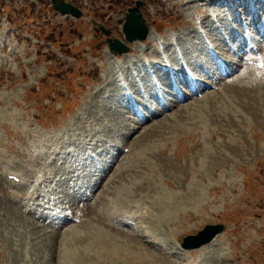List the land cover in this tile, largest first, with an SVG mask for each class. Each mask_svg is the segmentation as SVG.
<instances>
[{
	"label": "rangeland",
	"instance_id": "374dc122",
	"mask_svg": "<svg viewBox=\"0 0 264 264\" xmlns=\"http://www.w3.org/2000/svg\"><path fill=\"white\" fill-rule=\"evenodd\" d=\"M39 1L0 0V264H74L73 256L84 252L91 254L86 259L91 264H144L132 258L145 252L153 255L149 264H264V90L253 91L256 103L252 92L239 88L238 83L248 80L246 56L241 37L231 39L232 52L217 35L234 27L226 15L215 19L218 12L209 5L213 17L205 20L206 26L193 18L200 13L197 0H67L82 12L73 22L50 14L47 0ZM135 1L143 2L141 13L150 32H159L163 41L175 33L179 53L173 54L170 46L156 47L154 38L139 41L154 42L146 52H129L156 63L163 52L177 60V69L181 64L190 78L207 85L193 94V81H188L181 84L188 96L183 104L164 93L160 105L148 78L141 77L145 92L133 96L143 104L144 125L116 84L100 42L105 37L99 34L94 40L91 24L102 25L124 42L119 22ZM200 27L207 28L214 54L244 78L236 72L220 76L196 35ZM248 46L264 60V38L254 36ZM161 82L168 91L164 75ZM224 84L233 87L226 90ZM216 86L224 88L228 102L216 95ZM8 174L18 175L22 184L7 179ZM197 186L198 197L206 200L200 205L185 200L161 224L139 217L120 228L101 226L98 207H116V195L125 200L121 192L130 193L122 212L151 219L149 187L154 194L163 189L179 196L190 190L187 194H194ZM105 211L104 217L116 220L111 209ZM47 214L66 220L52 227ZM85 219L95 224L83 228ZM216 223L224 225V232L211 245L177 249L183 237ZM76 236L89 239H72L77 242H69L72 255L63 257L62 240ZM102 236L110 240L104 243Z\"/></svg>",
	"mask_w": 264,
	"mask_h": 264
},
{
	"label": "bare ground",
	"instance_id": "6f19581e",
	"mask_svg": "<svg viewBox=\"0 0 264 264\" xmlns=\"http://www.w3.org/2000/svg\"><path fill=\"white\" fill-rule=\"evenodd\" d=\"M208 1H211V7L214 9V11L216 12H218V14L214 17L215 19H217V18H219V16L220 17H222L223 15H226V13L227 14H229L230 13V10H231V8L228 6V8L226 7L227 5L224 3V1H226V0H207V2ZM205 2H206V0H204V2H203V4H202V6L200 7V11H201V13H205V15L203 16V19H202V22L200 23V24H203L204 22H205V20L206 19H210L211 20V16L208 14V5L207 4H205ZM206 2V3H207ZM234 3H238V5L240 6V7H243V9H247V6L245 5V3H244V1H241V0H234L233 1ZM180 4V3H179ZM258 4V6H260L261 7V10L262 11H264V2H259V3H257ZM182 5V4H181ZM210 7V8H211ZM213 11V12H214ZM225 11H228V12H225ZM194 13V12H193ZM207 14V15H206ZM230 17H232V15L230 16ZM197 21V20H196ZM219 22V21H218ZM224 22V21H223ZM197 23V22H196ZM195 23V24H196ZM199 23V22H198ZM227 23V22H226ZM199 24V25H200ZM205 24V23H204ZM209 24V23H208ZM220 24H222V22L220 21ZM237 26H235V31H232V30H230V29H228L229 30V32H230V36H231V38L232 39H236L238 36H236L235 35V33H243V32H245V31H247L248 29H244L243 27H242V25H240V24H238V22L237 23H235ZM206 25V24H205ZM213 24H212V22H211V25H209L208 27L210 28L211 27V29H212V26ZM223 25V24H222ZM221 25V26H222ZM207 26V25H206ZM225 26V25H224ZM223 27V26H222ZM206 28V27H205ZM204 28V29H205ZM250 28V27H249ZM207 29V28H206ZM227 29V28H226ZM227 30V31H228ZM249 30H251V28L249 29ZM255 30V29H254ZM258 30V33H260V30L259 29H257ZM237 31V32H236ZM215 32V31H214ZM219 34V33H218ZM217 34V35H218ZM261 35H262V33H260ZM222 36V35H221ZM219 37V39H222V41H224L223 40V38L222 37ZM236 36V37H235ZM215 37H217L216 35H215ZM153 38H154V35H153V33H152V30H151V32H149V34H148V37H147V39H146V41H152L153 40ZM213 38V37H212ZM217 39V38H216ZM198 40V39H197ZM221 41V42H222ZM150 43V42H149ZM201 43V42H200ZM200 43H198V44H200ZM142 43H140L139 41H135V42H133V43H131L130 45H129V48L131 49V50H133V51H137V50H139L138 51V54L140 53V52H142V45H141ZM168 45V44H167ZM162 46V45H161ZM160 46V47H161ZM183 47V46H182ZM167 48V47H166ZM163 49V48H162ZM1 51V50H0ZM156 54V53H155ZM157 54H158V52H157ZM222 55V54H221ZM105 56H107L108 57V60H107V63H109V62H111L113 65H114V67L118 70V71H121V63L123 62V61H125V62H128V61H131L132 59H134V56H132L131 55V53H128V54H123L121 57H117V56H113V55H111V54H109L107 51L105 52ZM172 56V55H171ZM158 57V56H157ZM173 57V56H172ZM221 57V56H220ZM244 58V57H243ZM1 60H2V58H0ZM8 59H9V57H8ZM159 59H160V57H159ZM228 59V58H227ZM245 59V58H244ZM6 60V59H5ZM175 60V59H174ZM247 61V64H249V67H248V69H249V71L247 72V74L248 75H245L246 74V72L244 71V70H242L243 72H245L244 73V75L245 76H247V78H248V80H245L243 83H241L240 82V84L238 83V85H239V88L240 87H242L244 90V92H245V90L249 93V92H252L253 93V91L255 92V93H257V92H260V91H262V90H264V60H258L256 57H253V56H251V57H247V59H246ZM9 62H10V60H8ZM177 61V60H176ZM176 61H174V62H176ZM193 61V60H192ZM191 61V62H192ZM212 61V60H211ZM229 61V60H228ZM5 62V61H4ZM3 62V63H4ZM190 62V61H189ZM227 62V61H226ZM245 62V61H244ZM1 63V62H0ZM2 63V64H3ZM177 63V62H176ZM197 63V62H196ZM11 64V63H10ZM15 64V63H14ZM190 64V63H189ZM6 65V64H5ZM18 65V64H17ZM176 65V64H175ZM11 66H12V64H11ZM160 66H162V65H160ZM191 66V65H190ZM215 66V65H214ZM220 66H222V65H220ZM230 66V65H229ZM242 66H244L243 65V63H242ZM241 66V67H242ZM13 67V66H12ZM111 67V66H110ZM112 68V67H111ZM229 68V70L231 69L230 67H228ZM224 69V71H226V68L224 67L223 68ZM112 70H114L115 71V69L114 68H112ZM212 70H213V68H212ZM187 71V70H186ZM227 73H228V71H226ZM116 73V72H115ZM130 73V72H129ZM128 73V74H129ZM240 74V73H239ZM243 74H242V72H241V75L240 76H242ZM239 76V77H240ZM113 77H114V74H113ZM131 77V76H130ZM129 77V78H130ZM243 77V76H242ZM115 78V77H114ZM128 78V79H129ZM137 78H140V76H138ZM146 78V77H145ZM235 78H237V77H235ZM244 78V77H243ZM116 79V78H115ZM141 80H142V78H141ZM147 80L148 79H146V82H147ZM218 82V81H217ZM231 82H234V81H230V83ZM229 83V82H228ZM227 84V83H226ZM226 84H224V88L226 89V90H228L229 88H231V87H233V86H231V87H229V84L228 85H226ZM114 85V84H113ZM116 85V84H115ZM216 85V84H215ZM219 85V84H218ZM231 85H233V83L231 84ZM132 86V85H131ZM210 86V85H209ZM208 86V87H209ZM213 86V85H212ZM212 86H210V87H212ZM209 87V88H210ZM217 87V86H216ZM254 87V88H253ZM221 88V87H220ZM223 88V87H222ZM221 88V89H222ZM223 88V89H224ZM134 89V88H133ZM216 89H218V91H219V88L217 87ZM223 89H222V91H223ZM217 91V93H216V95H218L224 102L223 103H225V102H228L227 101V98L226 97H224L223 96V93H220V91L218 92ZM221 91V92H222ZM238 91V90H237ZM216 92V91H215ZM247 93V94H248ZM255 93H253V97L252 96H250V98H256V100H254L256 103H258L259 101H258V98H257V94H259V93H257V94H255ZM262 93H263V91H262ZM261 93V94H262ZM226 94V93H225ZM247 94H245V95H247ZM241 95H243V94H241ZM249 95V94H248ZM256 95V96H255ZM263 96H264V94H263ZM259 97V96H258ZM259 98H261V96L259 97ZM186 97L185 96H183L182 97V100L183 101H186ZM248 99V98H247ZM117 100V99H116ZM238 101V100H237ZM240 101V100H239ZM188 102V101H187ZM121 103V102H120ZM158 104V103H157ZM182 104H183V102H182ZM187 104V103H186ZM176 105V104H175ZM229 105V104H228ZM237 105V104H236ZM255 105V104H254ZM263 105V104H262ZM178 106V105H177ZM183 106V105H182ZM245 106V105H244ZM183 108V107H182ZM229 108V107H228ZM167 109V108H166ZM172 109H174V106H173V108ZM172 109H169V110H172ZM168 110V109H167ZM167 110H165V111H167ZM163 112V111H162ZM153 113H155V112H153ZM161 113V112H160ZM164 113V112H163ZM168 113V112H167ZM153 115V114H152ZM146 123V122H145ZM174 124V123H173ZM143 125H144V123H143ZM164 127V126H163ZM134 129V128H133ZM131 131H133V130H131ZM130 133V132H129ZM204 134V133H203ZM161 152H163V151H161ZM55 154V153H54ZM123 165H125V164H123ZM122 165V167H120V169H122L124 166ZM7 166V165H6ZM117 169H119V168H117ZM119 169V170H120ZM118 170V171H119ZM129 171V170H128ZM131 171V170H130ZM149 171V170H148ZM108 172V171H107ZM136 176V175H135ZM21 182V181H20ZM114 186V185H113ZM194 186V185H193ZM94 187V186H93ZM196 189V192L194 193V194H187L188 192H190V191H193V190H190V189H192V188H190L189 190L190 191H187V193L186 194H184V195H182V194H180L179 196H178V194H176L175 196H172V195H166L165 193H164V190L163 189H161L160 191H155V194H154V191H153V189L152 188H148V192H147V196H151V199H150V206L151 207H153L152 209L154 210V213H152L153 215H151V219H149V215H148V217H146V215H139L138 217H134L133 215H131L130 213H124V211H123V213L121 212V209H124V207H126V206H129L128 205V203L130 202V201H128L129 200V198H128V194H130L129 192H121V196H123V198L125 197V200H121L120 199V196H119V198H116V196H115V198H114V203H115V206L116 207H104V205H100V207H98L99 208V211L100 210H102V211H100L103 215H104V211L105 210H109V209H111V211L109 212V214H111V215H113L114 217H115V221H110L106 216L104 217L102 214H100V223L102 224L101 226H103V227H107L108 229H109V226H112V225H116L117 227H118V225L119 224H121L122 222H126L125 224H127L128 222H130V220H132L133 218H134V220H139V217H140V220L142 219L143 221H146V222H150V224L152 223V225H157V224H161L162 222H164V219L165 220H168V218H166V215H167V213L170 215H172L173 213H174V209L176 208V210L178 209V207L180 206L181 207V205H182V203L185 201V200H190V201H188V202H186V203H189L190 202V204L191 203H199V205H200V203H201V201H203V200H206V199H204V197H200L201 198V200H200V198L198 197L199 196V194L201 193L200 191H197L198 190V186L197 187H195ZM121 189V188H120ZM132 189V188H131ZM194 189V188H193ZM122 191H124V189H121ZM133 190V189H132ZM188 190V189H187ZM129 191L131 192V190L129 189ZM202 191V190H201ZM134 192V191H133ZM116 194V193H115ZM203 194V193H202ZM138 195V194H137ZM132 196V195H131ZM139 196V195H138ZM152 196H155L154 198H152ZM130 197V196H129ZM137 196H135V198H136ZM132 198H134V197H132ZM139 200H140V198H139ZM27 201H29V200H27ZM112 201V200H111ZM200 201V202H199ZM132 202V201H131ZM144 202V201H143ZM127 203V204H126ZM141 203V202H140ZM146 203L147 202H145V206H147L146 205ZM193 203V204H194ZM144 205V204H143ZM143 205L141 206V209H143ZM148 205H149V203H148ZM195 205V204H194ZM198 205V204H197ZM106 206V205H105ZM28 207V206H27ZM139 208H140V206H139ZM149 208V207H148ZM131 209V208H130ZM169 210V211H168ZM142 211V210H141ZM100 212H98V213H100ZM105 212H107V211H105ZM162 212V213H161ZM165 212V213H164ZM156 213V214H155ZM108 214V215H109ZM103 217H102V216ZM160 215V216H159ZM159 216V217H158ZM50 218L52 217V216H49ZM146 217V218H145ZM158 217V219L157 220H155L156 218ZM14 219V218H13ZM53 219V221H56L55 223H60L61 222V219H60V217H55V218H52ZM60 219V220H59ZM81 220V219H80ZM80 220H79V222H80ZM86 220V219H85ZM106 220V221H105ZM141 220V221H142ZM27 221V220H26ZM29 221V220H28ZM83 221V220H82ZM96 221V220H95ZM32 222V221H31ZM30 222V223H31ZM78 222V221H77ZM77 222H75V224L77 223ZM84 222V223H83ZM83 222H80V223H83V224H81L82 226H83V228L85 227V225H87V226H92V224L94 223L93 221H88V220H86V223H85V221H83ZM98 222V223H99ZM104 222H106V223H104ZM34 222H32L31 224H33ZM91 223V224H90ZM100 223H99V225H100ZM66 224H68V223H66ZM95 224V223H94ZM34 225V224H33ZM99 225H98V227H99ZM34 226H36L37 227V225H34ZM86 226V227H87ZM115 226V227H116ZM52 227H54V226H52ZM64 227V226H63ZM76 227V226H75ZM85 227V228H86ZM94 227V226H93ZM92 227V228H93ZM96 227V226H95ZM97 227V228H98ZM115 227H113V228H115ZM89 228H91V227H89ZM89 228H88V230H89ZM112 228V229H113ZM119 228H120V225H119ZM54 229H57V228H54ZM61 229H62V227H61ZM101 229V228H100ZM117 230V229H116ZM115 230V231H116ZM103 231V230H102ZM119 232V231H118ZM84 233V232H83ZM82 233V234H83ZM117 233V232H116ZM120 233V232H119ZM82 234H81V236H82ZM85 235H86V233H84ZM84 234H83V236H84ZM105 234V233H104ZM118 234V233H117ZM103 235V234H102ZM109 235V234H108ZM128 235V234H127ZM130 235V234H129ZM135 236H136V234H134ZM87 236H88V234H87ZM134 236V237H135ZM86 237V236H85ZM109 237V236H108ZM7 238V237H6ZM79 237L78 236H76L75 238H70L69 240H68V242H67V239H66V237L62 240V244L66 247V248H64V253L62 254V256L63 257H65V258H69V257H71V255H72V248L70 247V245H69V242H71V240L72 239H77L78 241L77 242H79V243H81L82 241H85V240H87V239H89V237L87 238V239H85V238H83V237H80L79 239H78ZM102 238H103V241H104V243L105 242H107V239H109V238H107L106 239V236L104 237V236H102ZM117 238V237H116ZM138 239V238H137ZM74 240H72V242L74 241ZM110 240V239H109ZM139 240V239H138ZM88 241V240H87ZM119 241V240H118ZM141 241V240H140ZM215 241V240H214ZM213 241V242H214ZM71 242V243H72ZM76 242V243H77ZM68 243V244H67ZM70 243V244H71ZM76 243L74 244V243H72V244H74V245H76ZM113 244H115V246H117V244H116V242L115 241H113L112 242ZM112 243H110V244H112ZM126 243V242H125ZM129 242H127V244H128ZM147 243V242H146ZM126 244V246L128 247V245ZM145 244V243H144ZM143 243H142V245H144ZM118 245H119V243H118ZM131 244H129V246H130ZM146 245V244H145ZM124 246H125V244H124ZM123 245H121V248L122 247H124ZM148 246V245H147ZM136 247V246H135ZM134 247V248H135ZM118 248V247H117ZM130 248L132 249V250H135L134 248H132L131 246H130ZM177 248H178V250L179 251H182V252H185V251H183L182 249H180V247L179 246H177ZM66 249V250H65ZM123 249V248H122ZM125 249H126V247H125ZM138 249V248H137ZM116 250V249H115ZM115 250H112V252H114L115 253ZM128 250V249H127ZM126 250V251H127ZM138 251H140V249H138ZM149 251V250H148ZM86 252H89V251H86ZM129 252H130V250H129ZM107 253V252H106ZM131 253V252H130ZM90 254V253H89ZM89 254H86L85 252L84 253H78V254H75L74 256H73V263L74 264H91L92 262H90L89 263V261L90 260H92V259H89V260H86L87 258H91V254L89 255ZM118 255V254H117ZM151 255H152V253H142V254H140L138 257H136V256H134V258H132V259H136V260H138V259H140L144 264H149V263H151ZM96 256V255H95ZM131 256H132V253H131ZM153 256V255H152ZM37 258V257H36ZM39 258V257H38ZM58 258V257H57ZM82 259H83V261H82ZM81 260V261H80ZM85 260V261H84ZM127 260V259H126ZM80 261V262H79ZM232 261V260H231ZM32 262V261H31ZM50 262V261H49ZM134 262V261H133ZM136 262V261H135ZM27 263V262H26ZM59 264H61L60 262H58ZM138 263V262H137ZM95 264H97V263H95Z\"/></svg>",
	"mask_w": 264,
	"mask_h": 264
},
{
	"label": "water",
	"instance_id": "95a60500",
	"mask_svg": "<svg viewBox=\"0 0 264 264\" xmlns=\"http://www.w3.org/2000/svg\"><path fill=\"white\" fill-rule=\"evenodd\" d=\"M140 2L135 3V7L129 8L125 14V22L122 25V33L125 41L132 43L136 40L143 41L146 39L148 28L145 25L144 19L141 18L139 8ZM52 7L55 11L60 14H70L74 17H80L81 13L71 6L70 4L64 3L63 0H52ZM103 34L111 36V34L99 27ZM108 50L110 53H126L129 47L121 43L116 38H109L106 41ZM223 225H207L201 231L197 232L194 236H187L182 239L181 247L183 249H196L209 243L218 233L223 231Z\"/></svg>",
	"mask_w": 264,
	"mask_h": 264
}]
</instances>
